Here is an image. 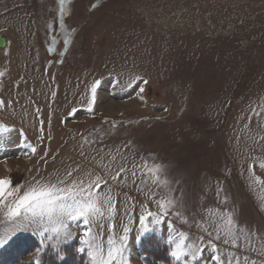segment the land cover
Listing matches in <instances>:
<instances>
[{
	"label": "rangeland",
	"instance_id": "obj_1",
	"mask_svg": "<svg viewBox=\"0 0 264 264\" xmlns=\"http://www.w3.org/2000/svg\"><path fill=\"white\" fill-rule=\"evenodd\" d=\"M0 36L7 201L15 198L9 190L23 194L57 170L75 176L83 167L116 198L113 231L131 228L129 264H145L149 237L164 243L173 264L169 223L203 238L204 251L188 264H214L210 240L226 262L264 264V0H0ZM160 202L168 215L158 225L148 218L140 233L142 206L159 215ZM218 209L252 234L237 246L209 237ZM107 223L96 229L105 247ZM10 227L0 209V234ZM73 228L59 245L17 231L0 246V264H40L44 252L71 243L90 264L80 251L84 228ZM32 233L39 239L31 251L20 240Z\"/></svg>",
	"mask_w": 264,
	"mask_h": 264
},
{
	"label": "snow or ice",
	"instance_id": "obj_2",
	"mask_svg": "<svg viewBox=\"0 0 264 264\" xmlns=\"http://www.w3.org/2000/svg\"><path fill=\"white\" fill-rule=\"evenodd\" d=\"M59 2L63 5L65 0H59ZM0 75L3 74L0 73ZM133 79H139V77H133ZM98 83L99 81L95 82L91 87V99L88 101L90 109L96 99ZM53 95L55 94L53 93ZM5 107L6 102L0 99V109ZM9 131L11 129L4 124H0V139L3 138L4 133ZM32 152L35 153L36 149L32 148ZM159 169L160 165H157L155 170L150 171L154 172ZM119 171L125 173L127 169L121 166ZM53 175L55 179L35 181L29 184L23 194H20L19 187L7 191V196L15 197L10 201H7L5 192L6 189L10 188L11 180L0 178V209L4 210L6 221L11 225L3 234H0V246L6 244L15 232L27 230L38 233L42 242L55 240L59 245L73 238V226L79 228L82 225L84 231L80 251L87 249L90 264H129V257L126 252L131 228L124 225L122 235L113 231L114 223L112 221L117 212L116 198L110 188L101 189V182L104 181V178L83 167L75 176L73 170L68 169H65L63 174L60 173V170H57ZM135 175L136 173L133 171L132 176L135 177ZM104 183L106 185L108 182L104 181ZM216 195L219 197V191ZM173 203L172 200L168 201L169 206ZM159 209L160 213L158 215L148 210L146 206H142L139 216L140 233L149 230L146 222L148 218H152L153 225L162 223V217L168 215L164 202L159 203ZM217 211L220 215L212 225L213 231L208 232L209 237H213L214 232L215 240L220 241L222 239L224 245L237 246L241 244L245 234L249 236L252 234V230L247 228L246 225H241L231 212H223L219 209ZM131 219L129 217L130 221ZM105 222H108L107 227L110 233L107 236L106 247L100 234L96 231L97 227L102 231ZM168 228L170 231L167 239L172 245L170 255L173 258V264H188L189 258L192 261L198 260L204 251L201 247L203 238H201V243H197L190 240L188 234L184 232L177 233L171 223L168 224ZM209 246L215 253L212 257L214 264H233L231 257L227 262L225 261L217 245L212 243L211 240ZM261 252L264 254V249ZM236 264H239L238 260ZM245 264H247V259Z\"/></svg>",
	"mask_w": 264,
	"mask_h": 264
},
{
	"label": "trees",
	"instance_id": "obj_3",
	"mask_svg": "<svg viewBox=\"0 0 264 264\" xmlns=\"http://www.w3.org/2000/svg\"><path fill=\"white\" fill-rule=\"evenodd\" d=\"M21 237L22 238L20 241H22L25 246L30 245L31 251L34 248L38 247V241L34 236L33 237L21 236ZM12 244L7 245L5 247L7 249L5 250V253H3L4 257L8 256ZM61 253L64 257L62 259H59L58 257L61 255ZM141 255L143 256L142 259L145 264H167L169 262L167 247L164 245V243L160 242L155 237H149L142 241ZM36 260H38V258ZM35 262L36 261L34 259L29 260L27 262L26 261L17 262L16 260L14 261L8 260L7 264H35ZM83 263H84V257L83 255L77 253V251L75 250L74 243L64 246L55 253L47 250L40 256V264H83Z\"/></svg>",
	"mask_w": 264,
	"mask_h": 264
},
{
	"label": "water",
	"instance_id": "obj_4",
	"mask_svg": "<svg viewBox=\"0 0 264 264\" xmlns=\"http://www.w3.org/2000/svg\"><path fill=\"white\" fill-rule=\"evenodd\" d=\"M3 38L0 36V47L2 46Z\"/></svg>",
	"mask_w": 264,
	"mask_h": 264
},
{
	"label": "crops",
	"instance_id": "obj_5",
	"mask_svg": "<svg viewBox=\"0 0 264 264\" xmlns=\"http://www.w3.org/2000/svg\"><path fill=\"white\" fill-rule=\"evenodd\" d=\"M0 54H1V53H0ZM6 152H8V151H6ZM22 158H23V157H22ZM10 160H12V159H9V161H10ZM2 163H3V162H2ZM0 164H1V163H0ZM32 234H33V233H32ZM33 235H35V234H33ZM35 236H36V235H35Z\"/></svg>",
	"mask_w": 264,
	"mask_h": 264
}]
</instances>
